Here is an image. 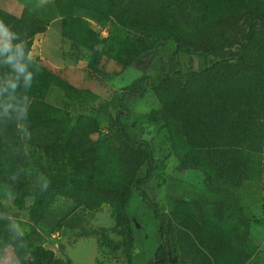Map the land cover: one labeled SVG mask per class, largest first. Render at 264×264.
<instances>
[{"label": "trees", "instance_id": "16d2710c", "mask_svg": "<svg viewBox=\"0 0 264 264\" xmlns=\"http://www.w3.org/2000/svg\"><path fill=\"white\" fill-rule=\"evenodd\" d=\"M76 4L113 8L127 7L130 0H68ZM169 15L176 24L171 36L163 37L134 24L141 39L135 52L125 51L119 59L123 70L148 54L153 46L169 43L174 68L155 78H137L111 101L101 103L106 111L117 106L109 133L102 141V152L117 169L119 182L107 184L69 170L34 174L23 140L43 130L62 133L68 139L80 129V108L99 102L92 92L74 89L61 77L39 66L27 55L25 38H13L11 47L0 49V192L22 198L35 197L36 205L47 202L48 192L60 195L66 190L111 205L115 211V229L122 238L127 263L132 264L137 225L132 217L134 196L152 211L158 227V245L148 264H264V250L252 236V221L242 199L215 187L223 184L237 189L245 181H262L264 222V6L244 7L233 2L224 8L222 1L203 5L201 0H144ZM10 29L9 21L0 23ZM70 42L79 41L66 32ZM167 46V45H166ZM81 55L83 47L75 44ZM87 51L96 70L100 67L99 48ZM196 55L200 70L181 67L179 56ZM151 91L161 104L129 123L128 98H141ZM53 96L57 106L45 99ZM116 102V103H115ZM136 124L158 126L170 144L182 169L199 170L216 195L199 198L197 216L205 220L207 205L219 224L230 226L233 242L227 250L189 253L177 242L172 218L153 202L145 186L153 177L157 161L149 142L136 140ZM190 139H184L182 136ZM186 140V141H185ZM193 144L196 147H193ZM86 174V173H85ZM16 258L17 255H15ZM19 259V258H18ZM38 264H63L51 252L40 249Z\"/></svg>", "mask_w": 264, "mask_h": 264}, {"label": "rangeland", "instance_id": "374dc122", "mask_svg": "<svg viewBox=\"0 0 264 264\" xmlns=\"http://www.w3.org/2000/svg\"><path fill=\"white\" fill-rule=\"evenodd\" d=\"M219 1L224 3V8L233 2L249 8L264 6V0H201V3L209 6ZM131 20H135L140 29H149L167 38L176 27L171 17L156 9L151 1L146 4L144 0H130L122 9L87 4L72 6L68 0H0V22L9 21L11 25L6 29L0 24V49L11 47L14 37L23 36L30 59L64 79L72 88L92 92L99 98V102L80 108L77 114L80 129L74 131L71 139L59 135L62 133L52 135L43 130L23 140L34 174H42L43 169L53 175L77 170L101 183L121 180L115 165L102 152V141L109 133L118 108L113 106L106 111L101 103L111 101L137 78H155L175 66L174 53L168 43L153 46L141 60L123 70L119 59L124 52H135L141 45ZM67 30L79 36L76 43L83 47L81 55L74 48L76 43L68 40ZM92 41L99 48L98 70L87 51V44ZM179 60L184 69L201 68V59L196 55L181 54ZM45 102L57 106L53 96ZM126 104L131 112L129 123L161 109L151 91L141 98H128ZM136 127L133 137L147 140L157 161L145 190L162 212L172 218L180 247L189 253L199 251L208 256L233 245L228 232L230 226L215 221L210 213L212 207L206 206L204 221L197 216L195 201L215 196L217 186L242 199L252 221L253 239L264 250L262 181H245L237 189L221 183L211 188L199 170L182 169L158 126L136 124ZM182 138L190 139L184 135ZM42 194L48 196L47 202L37 206L35 197L22 198L7 191L0 192V264H38L40 249L51 252L54 260L63 264L127 263L111 205L71 190L60 195ZM132 217L137 225L132 264H148L160 244L158 227L152 211L137 194L132 202Z\"/></svg>", "mask_w": 264, "mask_h": 264}, {"label": "clouds", "instance_id": "9594fccd", "mask_svg": "<svg viewBox=\"0 0 264 264\" xmlns=\"http://www.w3.org/2000/svg\"><path fill=\"white\" fill-rule=\"evenodd\" d=\"M0 23H2V22H0Z\"/></svg>", "mask_w": 264, "mask_h": 264}]
</instances>
